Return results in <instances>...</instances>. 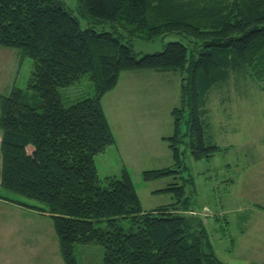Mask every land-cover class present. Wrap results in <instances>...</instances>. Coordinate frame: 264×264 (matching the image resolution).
<instances>
[{
  "label": "trees",
  "instance_id": "1",
  "mask_svg": "<svg viewBox=\"0 0 264 264\" xmlns=\"http://www.w3.org/2000/svg\"><path fill=\"white\" fill-rule=\"evenodd\" d=\"M77 10L64 0H0V45L33 59L27 88L0 96V185L42 205L7 199L53 219L65 264H79L76 244L103 246L102 264H226L204 221L188 214L186 187L195 180L184 176L179 128L186 118L196 159L228 148L212 138L209 92L233 73L264 78V0H78ZM173 32L186 42L143 56L129 39ZM134 69L182 74L176 131L167 137L176 166L143 176L177 175L183 183L163 188L175 200L150 210L127 169L101 178L96 162L115 143L102 98ZM83 77L94 95L68 102L62 88Z\"/></svg>",
  "mask_w": 264,
  "mask_h": 264
},
{
  "label": "rangeland",
  "instance_id": "2",
  "mask_svg": "<svg viewBox=\"0 0 264 264\" xmlns=\"http://www.w3.org/2000/svg\"><path fill=\"white\" fill-rule=\"evenodd\" d=\"M78 14V0H64ZM83 23L86 19L81 18ZM138 56L162 51L172 40L184 38L168 33L153 39L129 38ZM187 40V39H186ZM33 59L14 47L0 45V96L14 87L27 88ZM68 102L93 96L94 83L87 77L62 88ZM211 135L228 147L211 157L196 159L189 148L186 118L180 125V142L191 206L188 214L200 217L212 250L226 264L264 262V78L233 73L214 86L208 97ZM182 74L178 70H123L117 85L102 98L115 136V143L96 156L99 176L131 174L144 210L175 200L163 191L170 183H183L177 175L146 180L147 169L175 167L167 137L176 131L173 109L181 105ZM2 131L0 128V146ZM2 154L0 150V179ZM41 206L33 198L0 185V264H65L60 253L53 219L11 200ZM41 204V205H40ZM128 224V223H127ZM104 248L98 244H76L79 264H102Z\"/></svg>",
  "mask_w": 264,
  "mask_h": 264
},
{
  "label": "crops",
  "instance_id": "3",
  "mask_svg": "<svg viewBox=\"0 0 264 264\" xmlns=\"http://www.w3.org/2000/svg\"><path fill=\"white\" fill-rule=\"evenodd\" d=\"M17 204V203H16ZM18 205H21V204H18Z\"/></svg>",
  "mask_w": 264,
  "mask_h": 264
}]
</instances>
